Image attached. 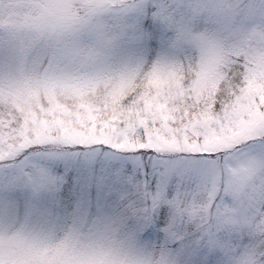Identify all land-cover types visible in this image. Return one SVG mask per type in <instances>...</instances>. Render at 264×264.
<instances>
[{
	"label": "snow or ice",
	"instance_id": "obj_1",
	"mask_svg": "<svg viewBox=\"0 0 264 264\" xmlns=\"http://www.w3.org/2000/svg\"><path fill=\"white\" fill-rule=\"evenodd\" d=\"M10 161L0 264H264V0H0Z\"/></svg>",
	"mask_w": 264,
	"mask_h": 264
},
{
	"label": "rangeland",
	"instance_id": "obj_2",
	"mask_svg": "<svg viewBox=\"0 0 264 264\" xmlns=\"http://www.w3.org/2000/svg\"><path fill=\"white\" fill-rule=\"evenodd\" d=\"M11 163V161L7 164L0 163V216L8 210L9 199L12 196V193H10L6 188L7 183L12 179V177L9 173L4 171L6 168L10 167ZM49 166L54 174L58 175L66 172L69 177H75L77 172L84 173L88 170L85 161L82 158L75 157L67 160L58 159L50 161ZM95 167L98 169L99 164H96ZM72 188L74 189V194L81 190L75 183H73ZM61 191L63 194L58 198H56L54 193L51 192L41 194L37 201L40 209L44 212H55L60 214H68L70 211L74 212L77 207L76 198L74 202L75 206L70 208V204L72 205V203L64 200L66 189H62ZM87 191L88 195L84 202L85 206L83 208V213L85 215H95L102 210L104 200L94 185Z\"/></svg>",
	"mask_w": 264,
	"mask_h": 264
},
{
	"label": "trees",
	"instance_id": "obj_3",
	"mask_svg": "<svg viewBox=\"0 0 264 264\" xmlns=\"http://www.w3.org/2000/svg\"><path fill=\"white\" fill-rule=\"evenodd\" d=\"M68 191H69V190L66 189L65 194H64V200H66L67 202L72 203V205L70 204V208H73V207L75 206V204H74V202H75L74 189L72 188V191H73V196H72V197H69V196L67 195ZM69 213H72V212L70 211Z\"/></svg>",
	"mask_w": 264,
	"mask_h": 264
}]
</instances>
